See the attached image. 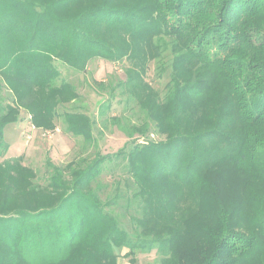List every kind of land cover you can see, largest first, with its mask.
I'll return each mask as SVG.
<instances>
[{
    "label": "trees",
    "instance_id": "16d2710c",
    "mask_svg": "<svg viewBox=\"0 0 264 264\" xmlns=\"http://www.w3.org/2000/svg\"><path fill=\"white\" fill-rule=\"evenodd\" d=\"M93 58L129 60L121 85L146 117L119 126L146 139L84 166L47 158L40 188L22 155L3 158L4 128L25 109L35 128L62 116L92 141L88 115L58 111L80 96L54 61L83 72ZM151 61L162 95L144 81ZM0 158V264H117L122 248L132 262L264 264V0H0ZM107 162L122 168L102 200Z\"/></svg>",
    "mask_w": 264,
    "mask_h": 264
},
{
    "label": "rangeland",
    "instance_id": "374dc122",
    "mask_svg": "<svg viewBox=\"0 0 264 264\" xmlns=\"http://www.w3.org/2000/svg\"><path fill=\"white\" fill-rule=\"evenodd\" d=\"M54 65L60 71L57 81L64 79L73 83L80 96L78 100L71 103L60 104L58 111H80L88 115L91 118L93 140L88 142L82 136L67 133L62 116L54 120L52 129L35 128L31 124L30 113L25 109H20L18 120L15 123L7 124L4 128V140L8 144V150L3 158L12 159L22 155L21 164L30 167L36 173L33 182L40 188L46 186L49 181L47 158L60 167H65L70 162L84 166L97 151L102 154L113 153L121 147L129 148L133 138L138 142L146 139V137L137 136V134L129 138L119 126L139 124L146 117L138 103L128 95L121 85L125 78L124 71L129 66V60L124 58L120 61L110 62L93 58L88 62L83 72L73 71L64 64H60L59 61H54ZM154 65V61L149 63L144 81L162 95L167 77L159 78ZM97 82H102L103 85L101 86ZM147 137L155 140L165 138L163 134L152 130L147 134ZM113 163H105V168L98 176V180L105 185L99 192L102 200L115 194L113 192L114 180L118 177L114 176L119 175L122 167ZM109 166L116 168L115 175L111 176L110 172H107L106 168ZM66 177H69L68 173H66ZM111 210L119 215V221L125 222L127 216L124 214L129 211H126L121 203L118 206L112 205ZM129 231L131 230L129 229ZM127 250V248L117 250V264H160V255L156 254L155 250L149 253H138L135 255V262L129 261L130 257L123 255Z\"/></svg>",
    "mask_w": 264,
    "mask_h": 264
},
{
    "label": "crops",
    "instance_id": "0c3cea01",
    "mask_svg": "<svg viewBox=\"0 0 264 264\" xmlns=\"http://www.w3.org/2000/svg\"><path fill=\"white\" fill-rule=\"evenodd\" d=\"M12 124V123H11Z\"/></svg>",
    "mask_w": 264,
    "mask_h": 264
}]
</instances>
